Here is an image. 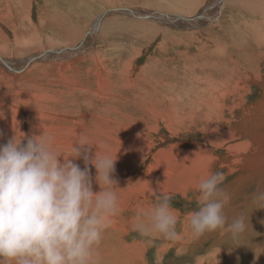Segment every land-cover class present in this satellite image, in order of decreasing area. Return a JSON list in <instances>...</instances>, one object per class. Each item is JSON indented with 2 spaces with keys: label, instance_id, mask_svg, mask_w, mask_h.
Returning <instances> with one entry per match:
<instances>
[{
  "label": "rangeland",
  "instance_id": "rangeland-1",
  "mask_svg": "<svg viewBox=\"0 0 264 264\" xmlns=\"http://www.w3.org/2000/svg\"><path fill=\"white\" fill-rule=\"evenodd\" d=\"M261 1L0 0V57L8 62L0 60V145L15 135L43 133L58 150L73 145L81 155L69 159L83 170L88 157L93 192L101 191L91 163L96 153L117 156L111 178L119 208L95 250L100 264H264V208H256L264 202L253 200L264 191V173L246 160L257 151L263 160L264 142L246 145L251 134L240 120L244 108L261 102L262 87L244 81L248 73L242 70L197 104L183 78L201 76L198 63L226 62L211 52L236 45V34L247 29L245 18L251 20L245 8H262ZM111 10L119 13L106 14ZM69 12L74 17L65 19ZM191 18L200 21L189 23ZM250 42L254 53L264 51L263 43L257 50ZM67 48L72 51L28 62L35 54ZM239 54L233 53L236 59ZM235 63L242 65L230 63L231 69ZM249 64L241 68L263 74V56L256 53ZM80 138L92 144L80 146ZM220 171L219 187L229 198L227 223L248 218L246 232L235 240L227 224L202 235L190 226L199 183ZM162 197L170 198L177 219L175 241L133 230L138 213Z\"/></svg>",
  "mask_w": 264,
  "mask_h": 264
},
{
  "label": "clouds",
  "instance_id": "clouds-1",
  "mask_svg": "<svg viewBox=\"0 0 264 264\" xmlns=\"http://www.w3.org/2000/svg\"><path fill=\"white\" fill-rule=\"evenodd\" d=\"M76 141L80 146L92 144L85 138ZM80 155L73 145L69 151L58 150L45 133L15 135L0 145V264H100L95 250L119 208L116 181L111 178L117 156L96 153L91 163L101 191L93 192L88 157L83 170L69 159ZM223 179L220 171L201 180L190 226L202 235L227 224L226 231L235 240L246 232L247 217L227 223L224 209L229 198L219 187ZM253 200L264 202V191ZM256 208H264V203ZM176 225L170 198L162 197L155 207L138 213L133 230L141 236L157 232L175 241Z\"/></svg>",
  "mask_w": 264,
  "mask_h": 264
},
{
  "label": "bare ground",
  "instance_id": "bare-ground-1",
  "mask_svg": "<svg viewBox=\"0 0 264 264\" xmlns=\"http://www.w3.org/2000/svg\"><path fill=\"white\" fill-rule=\"evenodd\" d=\"M216 2H217V4H219V3L222 4V0H216ZM261 2H262L261 3L262 4V8L261 7L260 8L259 7L258 8H255V6L254 7L252 6V7H249V8H245V12H246L245 15H249V17H251L249 19H251L250 21H252L253 24H251L250 21L247 19L248 17L245 18L246 19L245 20V24H246L247 29H245L244 32H243V30H241L242 32H239L238 34H236L238 36L237 37L238 42H236V45H234V42L233 43H230V44L228 43V46L225 45V44H222L221 46L218 45V48L217 47H216V49L214 48L215 50L213 49V51L211 52V54L214 55V56H216V55L224 56V58L227 60L226 62L224 61V63L217 64V63H215L214 60L208 61V63L204 61L205 63H207L206 64L207 67H205V65H202L201 64L203 62L198 63V64H196V67H200L201 73L203 75L201 74V76H199L197 74L196 75L186 74V76L188 75V77H183L184 80H187L186 82H188V84L190 86L189 89H190V91L195 96L194 100H191V103H193V102L196 103L197 102V104H202V102L205 99H207V100L209 99L210 100L211 98H213V96H211L212 93H215L217 90H219L220 86L221 87L222 86L227 87L230 84V82H231V80L233 78H237V76L239 77L238 73H241L240 71H242V70H244V73H246V72L248 73L247 75L244 76V81L247 78H248V80L255 81L257 84L261 85L262 91H263L262 93H264V72H263V74L261 72H259V71L253 72L252 67H251V69L241 68V66H244V64L247 65V63L248 64L249 63H253V61L255 60L256 53H257L258 56H260V57L263 56L264 57V51L262 53H260V52L259 53L258 52L254 53L255 52L254 49L252 47H250V45H251V42L250 41L251 40H253L255 42V44H257V50L262 45V43L264 44V42H263V39H264L263 30L262 31L259 30L260 28L261 29H264V0L261 1ZM258 5H260V4H258ZM219 7H221V5H219ZM120 11H122V10H120ZM125 11H127V10H125ZM144 14L147 16V13H144ZM254 14H256L259 17H256V15H254ZM152 15L153 14H150V13L148 14V16H152ZM72 17H74V16L72 15V13L70 14V12H69V14L65 17V19H68V18L71 19ZM75 17H76V15H75ZM199 18H200V16H199ZM209 19L212 20L213 18L211 17ZM69 21H71V20H69ZM199 21H200L199 19L191 18V20H189L188 22L197 25V22H199ZM68 26H70V25H68ZM249 26L250 27L253 26V27H251L252 29L249 28ZM254 35L255 36L257 35L259 38H261V40H255ZM229 36H231V35H229ZM230 38H232V37H230ZM236 40L234 39L233 41H236ZM229 42H230V40H229ZM231 42H232V40H231ZM208 46L209 45H207V47ZM67 50L68 51H66V50L63 49L62 53L63 52H70V51H72V50H70V48H67ZM56 51H57V49H56ZM235 51H238L240 54L242 53L243 54V55L241 54L242 58L240 57V54H239V57H237V59H236L234 57V55H233V53H235ZM208 56H209V58H212L213 57V56H210V52H209ZM243 57H245V58H243ZM233 58H235L236 60L233 59ZM239 58H241V60H238ZM0 60L3 62V64H6L7 65L8 62L6 60L2 59L1 57H0ZM236 61L242 62V65L237 66L236 63H235L236 68L235 69H231L230 66H229L230 63H234ZM205 63H203V64H205ZM188 66L189 67L191 66L193 68L195 66V63H191ZM256 67L261 70V68L258 67V65H256ZM194 69H196V68H194ZM207 69H209V70H207ZM240 79L241 78L237 79L238 80V84H239V82H241ZM237 80H235V81H237ZM262 97L263 98H262L261 102H257V105H254V107L252 109H248V110L246 108L243 109V111H244V119H240V120L244 122V124H243L244 125V128L245 129H248L249 130L248 133L251 134L250 141L248 140L249 142H245L246 145H248L250 142H253V141H260L262 143L264 142V95ZM241 104H242V102H241ZM199 107H200V105H199ZM252 128H253V131H251ZM245 129H244V131H245ZM245 143L243 145H245ZM255 144H256V142H255ZM255 144H254V147H255ZM250 148H251V146H250ZM262 151H264V150H262ZM260 156H262L261 155V151H257V152H255V154L252 155V157L246 158V160L249 161V162H251L254 165H257V168L258 167H260V169L262 168V173H264V163H263L264 162V159L263 160H260V158H261ZM253 173L254 172H252V174ZM249 177L251 178V176H249ZM249 177H248V179H249ZM261 234H263V233H261ZM242 245H244V243ZM251 258H253V257H251Z\"/></svg>",
  "mask_w": 264,
  "mask_h": 264
},
{
  "label": "water",
  "instance_id": "water-1",
  "mask_svg": "<svg viewBox=\"0 0 264 264\" xmlns=\"http://www.w3.org/2000/svg\"><path fill=\"white\" fill-rule=\"evenodd\" d=\"M116 12H118V11H116V10H111V11H108V12H106V14H113V13H116ZM119 13V12H118ZM139 14V13H138ZM150 14H155V13H150ZM148 15V14H147ZM101 16H103V14L101 15ZM100 16V17H101ZM147 16L144 14V18H146ZM180 18V17H179ZM178 19V18H177ZM62 51H56V50H51V51H47V52H43V53H38V54H35L34 56H33V58L32 59H30L28 62H30V61H32V60H34V59H37V58H40V57H43V56H45L46 54H54V55H58V54H56V53H59V54H62L61 53Z\"/></svg>",
  "mask_w": 264,
  "mask_h": 264
}]
</instances>
